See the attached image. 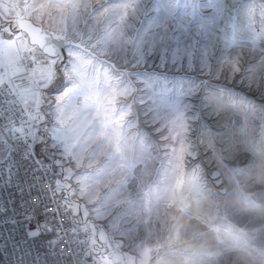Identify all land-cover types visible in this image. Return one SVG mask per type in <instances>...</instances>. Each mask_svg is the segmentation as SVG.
<instances>
[{
    "label": "snow or ice",
    "instance_id": "6c2138e0",
    "mask_svg": "<svg viewBox=\"0 0 264 264\" xmlns=\"http://www.w3.org/2000/svg\"><path fill=\"white\" fill-rule=\"evenodd\" d=\"M259 5L256 0H3L0 39L22 34L31 46L22 58L17 91L0 86V261L39 264V252L27 248L25 255V246L43 247L52 233L62 239L58 229L64 226L49 219L58 214L85 237L149 224L129 205L151 196L146 181L158 174L155 161L167 159L169 167L180 169L186 158L196 157L200 144L215 155L219 134L213 125L229 113L230 123L242 113L244 144L264 157V0ZM13 9H20L14 13L19 23L8 20ZM203 76L222 77L233 87H211ZM256 120L259 144L250 138ZM149 126L166 141L158 146L164 157L153 155ZM169 141L180 144L179 155L175 143L167 151ZM101 150L105 162L95 174L83 172ZM241 170H217L212 178L222 183ZM53 177L55 188L49 191L61 195L50 199L49 212L47 203L41 210L40 201L48 195L45 178L51 183ZM104 177L115 180V187L106 184L101 194L95 182ZM33 189L40 193L35 207L24 199ZM57 243L50 240L47 247L54 251Z\"/></svg>",
    "mask_w": 264,
    "mask_h": 264
},
{
    "label": "rangeland",
    "instance_id": "374dc122",
    "mask_svg": "<svg viewBox=\"0 0 264 264\" xmlns=\"http://www.w3.org/2000/svg\"><path fill=\"white\" fill-rule=\"evenodd\" d=\"M256 6H260L259 0ZM18 11L20 9H13L8 20L15 21L14 13ZM67 23L70 26L72 22ZM11 40L23 45L28 42L22 34ZM238 51H232V55ZM19 79L11 82L20 84ZM201 79L209 80L208 76ZM209 84L211 87H233L232 82L222 77H213ZM235 87L237 92L243 91L239 85ZM20 94L24 95L23 89ZM228 115L231 113L219 125H213V131L219 134L215 155L200 144L196 157L186 158L188 163L180 169L169 167L167 159L155 161L153 169L158 174L154 171L146 181L151 185V196L129 205L132 212H143L150 223L97 232L91 242H94L90 249L92 255L100 244L98 239H102L105 247L109 246L106 249L122 250L128 256L132 251L136 264H264V157L258 148L252 150L244 144L240 131L244 122L242 113L239 117L231 116V123ZM205 120L212 123L213 118L205 116ZM145 130L152 136L153 155L164 157L165 149L158 147L166 143L160 139L161 133L152 132L150 126ZM261 136L260 121L256 120L252 122L250 138L259 144ZM168 143L167 151L171 153L175 143L179 155L180 144ZM220 156H223L222 161ZM106 159L101 150L91 167L86 166L82 171L95 174ZM229 167L242 170L227 174L222 183L213 180L215 171L226 172ZM120 179L122 177H115V180ZM115 180L104 177L95 182L96 190L103 194L107 191L106 184L115 187ZM96 223L101 227L105 224L102 220Z\"/></svg>",
    "mask_w": 264,
    "mask_h": 264
},
{
    "label": "built area",
    "instance_id": "2783aa9c",
    "mask_svg": "<svg viewBox=\"0 0 264 264\" xmlns=\"http://www.w3.org/2000/svg\"><path fill=\"white\" fill-rule=\"evenodd\" d=\"M31 46L29 42H27L25 45H23L20 48V57L21 59L24 58L27 54V49ZM0 86H5L4 90L5 92H8L10 89L12 91H17V89L14 87V84L8 79L6 74L0 75ZM21 95L20 93H18ZM22 96V95H21ZM19 160L20 158L17 157ZM21 175H23L24 168L20 169ZM56 177L52 178V182L49 183L48 179L45 178L42 189L43 192L47 193V197L41 196L40 201V208L42 210L43 205L45 203L48 204V210L49 212L52 211L53 205L50 203V199H59L60 193H57L55 197L52 196V193L49 191V189L55 188L56 183ZM8 193L9 190H5L3 193L4 200L8 199ZM35 189L31 193H25L24 199L27 200L31 206L35 207L38 203L36 197L39 195ZM17 206H19L20 203V196H16ZM39 215V211L37 213ZM49 219L53 220L55 224L63 225L64 227L62 229H58V232L62 234L63 238H58L57 233H52L50 236H46L44 238V244L45 246L41 247L39 243L32 244L31 242L28 243V245L25 246V255H27V248H31L33 251V254L38 251L39 252V264H88L87 262V256L91 249V242L93 240V236L89 235L88 237H85L81 232H77L73 230V224L69 222V218L66 217L63 214H58L55 217H49ZM4 231V237L7 239L8 232H7V226L5 227ZM17 240H19V233H17ZM58 243L55 245L54 251L52 248L47 247V242L50 240H57ZM3 264H8L7 261H2ZM15 264V262H13ZM24 264H31V261L25 260Z\"/></svg>",
    "mask_w": 264,
    "mask_h": 264
},
{
    "label": "crops",
    "instance_id": "0c3cea01",
    "mask_svg": "<svg viewBox=\"0 0 264 264\" xmlns=\"http://www.w3.org/2000/svg\"><path fill=\"white\" fill-rule=\"evenodd\" d=\"M15 21L10 20L13 23ZM6 41L7 43L0 42V75L6 74L10 81H17L22 75V68L24 67L22 63V59L20 57V48L23 46L21 42H16L14 40H9L7 38L0 39ZM25 45V44H24ZM99 245L96 247V251L93 252L89 251L87 256L88 264H136L133 261V252L129 251V256L125 251L122 250H112L106 249L109 247L108 245L105 247L104 242L105 240L100 241ZM94 245V242L91 244V247ZM0 264H3L0 261Z\"/></svg>",
    "mask_w": 264,
    "mask_h": 264
},
{
    "label": "water",
    "instance_id": "95a60500",
    "mask_svg": "<svg viewBox=\"0 0 264 264\" xmlns=\"http://www.w3.org/2000/svg\"><path fill=\"white\" fill-rule=\"evenodd\" d=\"M16 23H19V19H18V18H16ZM21 27H23L26 31L29 32V36H30V37H34V36H35V30L32 29L31 27H29L28 25H26V24H21ZM27 39H28V42L30 43V39H29V37H27Z\"/></svg>",
    "mask_w": 264,
    "mask_h": 264
}]
</instances>
